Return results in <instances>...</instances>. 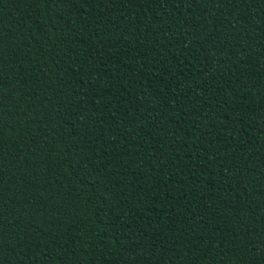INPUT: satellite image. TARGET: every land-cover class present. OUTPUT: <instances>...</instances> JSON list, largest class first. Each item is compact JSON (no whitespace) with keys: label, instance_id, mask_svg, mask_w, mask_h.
<instances>
[{"label":"trees","instance_id":"1","mask_svg":"<svg viewBox=\"0 0 264 264\" xmlns=\"http://www.w3.org/2000/svg\"><path fill=\"white\" fill-rule=\"evenodd\" d=\"M9 264H264V0H0Z\"/></svg>","mask_w":264,"mask_h":264},{"label":"snow or ice","instance_id":"2","mask_svg":"<svg viewBox=\"0 0 264 264\" xmlns=\"http://www.w3.org/2000/svg\"><path fill=\"white\" fill-rule=\"evenodd\" d=\"M6 249L0 247V264H9L8 258L5 256Z\"/></svg>","mask_w":264,"mask_h":264}]
</instances>
